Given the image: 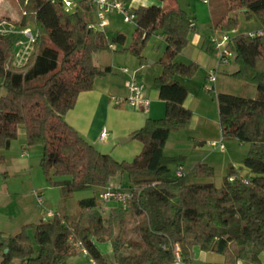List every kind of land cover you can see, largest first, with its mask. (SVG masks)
Instances as JSON below:
<instances>
[{
    "label": "trees",
    "instance_id": "16d2710c",
    "mask_svg": "<svg viewBox=\"0 0 264 264\" xmlns=\"http://www.w3.org/2000/svg\"><path fill=\"white\" fill-rule=\"evenodd\" d=\"M124 3L130 0H120ZM164 2L165 0H155ZM22 9L20 27L35 26L38 39L27 66L10 65L14 38L0 36V153L18 140L19 127L27 131L28 147H43L42 171L66 197L97 190L94 198L79 202L75 215L56 213L51 219L25 226L15 236H0V264H71L82 255L81 243L98 264H193L195 250L225 257L224 264H262L264 256V34L253 38L238 35L229 41L238 70L231 76L245 87L257 88L256 97H242L237 104L219 99V122L223 140L249 143L251 149L238 169L234 166L218 187L206 180L215 169L199 163L183 176L175 170L186 158L163 152L171 133L184 130L193 117L185 102L189 95L183 80L192 79L198 64L176 59L188 48L194 22L180 6L153 5L134 10L136 31L127 52L143 64L146 44L153 35L166 43L159 64L163 74L156 80L160 99L166 103L163 119H148L132 137L143 151L132 162H118L100 152L67 122L80 94L94 89L98 78L111 73L94 63L96 54L126 45L118 34L109 39L94 30L95 7L89 0L67 13L58 0H17ZM219 21L212 15L216 32H235L237 13L256 15L264 33V0H227ZM214 14V9H212ZM1 22V19H0ZM212 54L216 52L209 49ZM217 54V53H216ZM0 155V162H2ZM127 175L134 196L129 208L117 205L105 216L100 195L111 181ZM58 178L53 181L52 178ZM234 178V181L231 179ZM129 218L138 220L132 252L125 253ZM33 233V238L31 237ZM112 245L109 262L96 243Z\"/></svg>",
    "mask_w": 264,
    "mask_h": 264
},
{
    "label": "crops",
    "instance_id": "0c3cea01",
    "mask_svg": "<svg viewBox=\"0 0 264 264\" xmlns=\"http://www.w3.org/2000/svg\"><path fill=\"white\" fill-rule=\"evenodd\" d=\"M4 2L5 0H0V6L4 5ZM156 4L161 7L179 6L175 0H165L164 2L154 0H130L127 2L128 7L130 6L133 10L140 7H150ZM4 14L5 13L0 8V19L14 22L11 20L12 18H9L8 16L5 17ZM211 14L212 10L210 12V22L207 23L210 24V27L208 26V34H205V31L200 29L201 25L198 24L199 22L196 20V17L190 15L194 22V29L190 34V44L188 48L193 46L197 51L196 56H194L195 58H192L193 60H191L190 63L194 62L198 64L199 67L202 65L208 67L210 60L205 51L209 52V49L214 51L211 45V38L214 34L219 33L213 29L214 23ZM240 14H245V12L242 11ZM115 15L118 17L120 14ZM110 23L111 21L109 20V24ZM188 48L184 52H187ZM215 55L217 54L215 53L214 56ZM143 56L146 61L151 58L150 55L146 56L145 53H143ZM97 57L101 60V67L110 68L112 72L107 75L105 74L104 77L98 78L92 91L80 94L75 108L66 115L67 122L78 131L80 136L86 139L90 144L95 145L100 152L110 155L115 159H120L121 157L123 159H128V157L134 159L143 151V144L133 139L127 144L122 145L121 140L123 138L132 137L135 132L144 127L148 119L159 120L165 118L166 103L160 99L159 90L156 86V80L163 74V67L158 65L157 62L153 64L149 63L147 65L146 62L142 64L139 59H136L133 55L120 52L117 48H115L114 52H102L96 54L94 60ZM213 68L215 67H208L207 71L210 72L209 69ZM123 69H128L129 72L126 74L123 72ZM133 77L136 78L140 84L145 86L144 96L145 99L150 102V109L148 111L142 109L133 110L125 104L118 105L115 102L117 99L122 100L129 96L130 93L127 88V83ZM185 81L186 80H183V83ZM185 86L189 91V95L185 102L186 108L191 110L198 109L197 111L201 112L206 101L200 98V95L197 96L194 92H191L190 86H187L186 84ZM0 89H2L1 82ZM103 129H106L108 132V139L105 142H100V135ZM184 132H186V130ZM173 134L175 133L170 134L163 152L167 157L182 155V152H178L177 149L183 147V142L189 144L187 141L188 137L181 138V136H179L172 139L174 136ZM176 134L180 135V133ZM189 139L190 138H188V140ZM214 143L216 142H212L211 144ZM201 144H203V142H201ZM199 145L200 142H197L194 150L198 149ZM171 148H176V151L168 153L167 151ZM33 150L34 147L27 146L26 128L20 126L18 140L12 144L9 150L0 153L2 157V162H0V236H15L19 234L25 226L38 224L44 219H48L44 213V209L42 210L40 205H38V200L36 199V202V200L34 201L33 199V196L36 197L35 193L38 191L25 192L23 187H25L26 182L28 181H18L16 178L20 174H28L32 171L31 159L29 157L34 154ZM220 152L224 153L225 151ZM209 159L210 157L204 158V160H198L193 165L196 166V164H199L202 161L206 162ZM240 166L242 167L243 163L236 164L234 167L237 168ZM126 177L127 175H123L113 179L110 187L128 190L130 182H128L127 186H124V178ZM116 206L117 204L114 203L104 205L103 211H110L111 208ZM97 247L103 255L105 252L109 254L112 250V247L110 248L111 250H108V247L101 248L98 244ZM262 257V264H264V256ZM194 260L193 264L225 263L224 256L215 253H204L199 249L195 250ZM2 261L3 256L0 253V263ZM175 264H184L180 260V255ZM239 264L250 263L240 261Z\"/></svg>",
    "mask_w": 264,
    "mask_h": 264
},
{
    "label": "rangeland",
    "instance_id": "374dc122",
    "mask_svg": "<svg viewBox=\"0 0 264 264\" xmlns=\"http://www.w3.org/2000/svg\"><path fill=\"white\" fill-rule=\"evenodd\" d=\"M175 2H177V4L189 15H193L196 17V20L199 22L198 24L201 25H199L200 29L204 30L205 34H208V26L210 27V24L207 23L210 22L211 10L214 9V14L211 15H213L216 21H219L226 14L225 12L228 3L227 0H210L211 4L209 5L205 4L202 0H175ZM0 8L5 13L4 16L12 18L11 20H13L15 23H19L20 20H22V9L20 8L17 0H5L4 5L0 6ZM237 18L239 20V26L237 32L228 33L231 37H236L238 35H247L251 32H257L263 27L262 23L256 15H252V17L248 19L245 14L237 13ZM94 20L97 21L96 16ZM109 20L111 21V23L109 24V27H107L103 31V33H105L109 39H113V37L118 34H123L126 37V45L125 47L114 46L113 51L107 52H114L115 48H117L120 52H124L123 49L129 48L133 42L136 26L133 23H125L124 18L121 15H119L118 17L116 15L111 16ZM1 21L4 20L1 19ZM29 27L35 29V26L33 24H30ZM214 35H216L218 39H221L223 33L219 32ZM146 45L147 46L144 50V53L146 56H151V58L146 61V65L149 63L153 64L155 62L160 65V58L162 59V57H164L166 50L165 41L159 35H153L152 37H150ZM196 52L197 51L195 50V48L193 46H190L187 52L182 53L176 59V61L188 64L191 62V60H193L192 58H195L194 56H196ZM205 53L208 54L210 60L208 67H215L209 70H218V82H216V92L209 91L207 89L208 87H211V83L208 80V67H205L204 65L198 68L196 75L192 79H189L184 82L187 86H190L191 92H194L197 96L200 95V98L204 99L206 103L201 109V112L197 111L198 109H190V111L193 112V117L188 123L187 127L180 132H174L175 134H173L174 136L172 137V139H174V137L179 136H181V138H190L189 140L187 138L189 144L183 142V147L181 149H177L178 152H182V155L174 157L182 156L186 158L185 168L187 171L193 169L195 167L193 164H195L198 160H204V158L210 157L208 161H202L201 163H206L213 167L215 169V177L213 179L206 180L205 182H212L216 186L220 187L222 186L229 172V168L231 166H236V164L243 163V161L246 159L251 149V145L249 143H242L235 139L225 141L223 140V144L225 145L224 153H221L219 149L212 146V142L220 143L222 141L218 110L219 99L217 98V95L221 94L225 98H228L227 101L233 104H237L238 99H240L241 96L249 99H254L256 97L255 94L257 92V88L255 87V85L251 87H245L243 82H240L239 80L231 76L238 70V66L234 62L227 66L219 65L218 56H214V54H212L210 51H205ZM93 61L99 68H102L101 60L99 57L95 58V60ZM181 81H183V79H181ZM4 93L5 89L2 87V89H0V94ZM185 130L186 132H184ZM176 133H180V135H177ZM197 142H200V145L198 146V149L194 150V147ZM201 142H203V144H201ZM33 151L34 154L29 157L31 159L32 171H30L28 174H20L16 178L18 181H28L26 182L25 187H23V190H25V192L38 191V193H41L43 195L42 198H44L45 200V205L43 206V208L41 207L42 210H51L53 213H59L63 215H74L79 210L80 201L84 199L94 198L99 194V191L97 190H88L76 192L72 196L66 197L63 192V189L56 185H52L50 180L45 176L44 172L42 171L41 161L44 152L43 147H34ZM173 151H176V148H171L167 152L172 153ZM141 153H139V155ZM134 159L130 157H128V159H123L121 157L120 159L115 160L118 162H123L124 160L127 162H132ZM237 168L239 169L241 168V166ZM124 179V186H127L129 182L128 177ZM52 180L57 181L58 178L54 177L52 178ZM33 199L35 201L37 198L33 196ZM100 205L102 206V213L107 216V212L109 210L104 212V205L101 203ZM127 222V246L125 253H130L132 252L131 242L137 239V236L134 232V228L137 226L138 220L135 218H129ZM30 235L33 238V233H31ZM96 244H98L101 248L108 247V250L112 249V245L109 242H106L104 244L97 242ZM112 250L109 254L106 252L104 253L106 259L111 263L114 262V255ZM70 262L71 264H89V259L83 255H80L78 257L72 258ZM12 264L23 263L13 262Z\"/></svg>",
    "mask_w": 264,
    "mask_h": 264
},
{
    "label": "built area",
    "instance_id": "2783aa9c",
    "mask_svg": "<svg viewBox=\"0 0 264 264\" xmlns=\"http://www.w3.org/2000/svg\"><path fill=\"white\" fill-rule=\"evenodd\" d=\"M63 4V8L67 13H72L77 10L79 6L77 0H58ZM205 4L209 5L210 0H202ZM95 7V16L97 21L91 26L94 30L104 31L109 26V18L115 14H120L124 18L125 23H135L136 15L134 10L128 7L127 3L120 0H89ZM263 31L259 30L257 32H251L247 35L253 38L263 36ZM38 31L31 27H20L14 22L1 21L0 22V36L13 37L14 38V51L10 62V65L14 68H23L27 66L30 59L35 53V45L38 39ZM232 37L228 33H223L221 39H218L216 35L211 38V45L214 51L217 53L219 65H230L234 59V53L229 49V41ZM124 73H128V69H123ZM218 70L210 71L208 73V80L211 83V87L207 89L209 91L216 92V82L218 80ZM127 87L130 92V96L126 99L116 100L115 102L120 104H125L130 108L136 110H146L150 109V102L145 99L144 92L145 86L140 84L136 78H132L128 83ZM218 96V95H217ZM108 139V132L103 129L100 135V142H105ZM223 140L220 143L212 144L213 147L220 149V151H225V145ZM185 171L184 167H180L176 170L175 174L178 177L183 176ZM234 181V178L231 179ZM40 207L43 208L45 205V200L41 193H35ZM133 194L128 190H123L115 187H108L107 190L100 195V203L103 205H109L115 203L124 209L131 206L133 200ZM46 217L51 219L55 216L52 211H45ZM77 247H82V255L89 259V264H98L91 256L89 251L82 246L81 243L76 244ZM180 254L177 252V257Z\"/></svg>",
    "mask_w": 264,
    "mask_h": 264
},
{
    "label": "water",
    "instance_id": "95a60500",
    "mask_svg": "<svg viewBox=\"0 0 264 264\" xmlns=\"http://www.w3.org/2000/svg\"><path fill=\"white\" fill-rule=\"evenodd\" d=\"M243 12H247V10H244ZM133 139H134L133 137L123 138V139L121 140V143H122V145H125V144H127L128 142L132 141Z\"/></svg>",
    "mask_w": 264,
    "mask_h": 264
}]
</instances>
